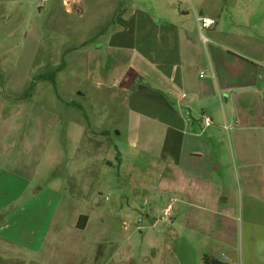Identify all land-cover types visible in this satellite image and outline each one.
Instances as JSON below:
<instances>
[{
	"label": "rangeland",
	"instance_id": "rangeland-1",
	"mask_svg": "<svg viewBox=\"0 0 264 264\" xmlns=\"http://www.w3.org/2000/svg\"><path fill=\"white\" fill-rule=\"evenodd\" d=\"M217 1L226 3L224 17L228 18L232 0ZM179 2L171 7L176 14H180L178 8L189 14L193 9L198 11L195 0L194 8L189 0ZM141 12L155 15L159 10L149 0H0V193H10L9 175L23 165H29L23 178L30 181L26 194L1 212L0 223L22 207L25 215L32 210V220L24 225L25 216L16 215L11 218L13 223L29 226L27 230L33 232L36 226H47L43 218L49 215L38 210L39 201L26 206L27 198L31 191L47 187L50 199L51 188L60 181L54 201L63 198L51 226H68L75 209L89 212L92 219L83 238L100 236L121 244L111 264H183L172 251L176 235L193 251L194 262L190 264H202L204 254L231 264H264V200L259 197L260 190L249 208L241 184L238 192L234 182L236 198L231 210L189 208L170 218H165L160 208L146 215L144 211L153 203L148 196L145 206L143 198L137 199L143 212L124 215L112 207L114 193L137 196L139 186L131 177L148 175V188L158 185L150 174L154 152H144L140 146L147 138L153 142V136L129 131L124 118L125 93L120 99H110L119 96L117 88L109 89L99 82L98 73L93 71L99 62L101 74L111 70L114 76L135 59H130L136 47L130 34L134 24L128 19ZM207 15L216 21L215 13ZM229 26L227 22L220 24L225 29ZM202 33L208 36L206 29ZM61 63L64 68L56 73L54 83L35 78ZM103 91L110 112H104L95 101ZM89 124L95 130L109 131L96 139V146L79 133V126L89 128ZM91 170L98 176L92 177ZM154 200L167 202V194ZM139 217L142 221L137 223ZM123 220L127 228L120 225ZM106 228L111 229V238L104 235Z\"/></svg>",
	"mask_w": 264,
	"mask_h": 264
},
{
	"label": "crops",
	"instance_id": "crops-1",
	"mask_svg": "<svg viewBox=\"0 0 264 264\" xmlns=\"http://www.w3.org/2000/svg\"><path fill=\"white\" fill-rule=\"evenodd\" d=\"M149 1L158 14L141 12L128 19L134 24L130 34L136 47L130 59H135L113 77L111 70L100 73L99 62L93 68L99 82L117 88L119 96L110 99H120L125 93L124 118L129 131L153 136V142L147 138L140 146L144 152H154L150 174L158 185L149 189L148 175L131 177L139 186L137 196L114 193L112 207L124 215L143 212L137 199L143 198L145 206L148 196L153 203L144 211L146 215L167 204L172 217L189 208L229 211L236 198V182V190H241V184L250 208L257 190L264 200V0H232L228 18L224 17L226 3L217 0H195L198 11L193 9L192 14L183 8H178L180 14L173 11L171 7L179 6L180 0ZM189 3L194 8L192 0ZM207 12L217 16L215 25L206 28L208 36L202 33L203 39L194 14L209 16ZM225 22L230 24L226 29L220 27ZM105 97L103 91L95 99L104 112ZM203 113L211 118L210 124H203ZM92 126H79V133L96 146V139L109 131ZM28 166L10 173L11 191L0 193V214L26 194L30 181L23 176ZM91 175L98 176L92 170ZM59 184L51 188V200L47 187L31 191L27 198L26 206L39 201L38 210L49 215L43 218L47 226H36L33 232L27 230L29 226L13 223L11 218L16 215L25 216L24 225L32 220V210L25 215L22 207L5 216L0 223V264H111L112 255L121 251L115 240L83 238L92 219L89 212L75 209L68 226H51L63 198L54 201ZM164 194L167 202H155L154 198ZM80 215L87 217L82 228L76 226ZM104 231L111 238V229ZM106 254L102 260L100 256Z\"/></svg>",
	"mask_w": 264,
	"mask_h": 264
},
{
	"label": "built area",
	"instance_id": "built-area-1",
	"mask_svg": "<svg viewBox=\"0 0 264 264\" xmlns=\"http://www.w3.org/2000/svg\"><path fill=\"white\" fill-rule=\"evenodd\" d=\"M195 22L196 25L199 29V32L201 34V37L203 38L202 35V30L209 28L210 26H212L215 23V20L213 18H211L210 16H206L200 13H195ZM204 39V38H203ZM181 99L185 100V96H182ZM202 122L205 125H208L211 123V118L206 115L205 113L202 114ZM162 215H164L165 218H170L172 215V208L170 204L165 205V207L162 209ZM142 218H138L137 223L141 222ZM122 225L124 228H127L128 223H126L125 221L122 222ZM139 227H137L138 229Z\"/></svg>",
	"mask_w": 264,
	"mask_h": 264
},
{
	"label": "trees",
	"instance_id": "trees-1",
	"mask_svg": "<svg viewBox=\"0 0 264 264\" xmlns=\"http://www.w3.org/2000/svg\"><path fill=\"white\" fill-rule=\"evenodd\" d=\"M63 68H64V64L61 63L55 69H53L51 71H48V72H45V73H42V74H38L35 78L38 79V80L39 79H46V80H49L52 83H54L56 73L58 71L62 70ZM32 85H33V81H31L30 86H29V89H30V87H32ZM86 220H87L86 215H80L78 217L76 226H78L79 228H82L84 226ZM201 260H202V264H228V263H223V262H221L218 259L209 257L206 254H204L202 256Z\"/></svg>",
	"mask_w": 264,
	"mask_h": 264
},
{
	"label": "water",
	"instance_id": "water-1",
	"mask_svg": "<svg viewBox=\"0 0 264 264\" xmlns=\"http://www.w3.org/2000/svg\"><path fill=\"white\" fill-rule=\"evenodd\" d=\"M172 251L176 254L181 263L190 264L194 262L192 249L183 237L177 238L172 246Z\"/></svg>",
	"mask_w": 264,
	"mask_h": 264
}]
</instances>
